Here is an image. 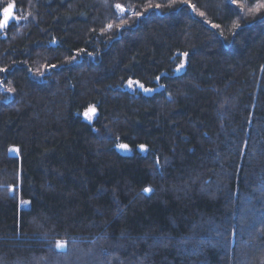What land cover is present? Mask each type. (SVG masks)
<instances>
[{
	"label": "trees",
	"instance_id": "obj_1",
	"mask_svg": "<svg viewBox=\"0 0 264 264\" xmlns=\"http://www.w3.org/2000/svg\"><path fill=\"white\" fill-rule=\"evenodd\" d=\"M9 4L0 264H264V0Z\"/></svg>",
	"mask_w": 264,
	"mask_h": 264
},
{
	"label": "snow or ice",
	"instance_id": "obj_2",
	"mask_svg": "<svg viewBox=\"0 0 264 264\" xmlns=\"http://www.w3.org/2000/svg\"><path fill=\"white\" fill-rule=\"evenodd\" d=\"M116 7H117V8H120V5H116ZM13 8H14V4H9L7 7H5V8L3 9V12H4V14H5V23H6L7 19L10 17V15H11V11H12ZM260 8H264V4L257 5V8H256V9H249V11H250V12H252V11H256V10H259ZM0 26H3V25H0ZM108 27L111 28V25H109ZM237 27H238V25H237ZM185 55H186V54H185ZM130 83H131V82H130ZM141 87H143V86L141 85ZM145 91H149V89H145ZM86 115H87V113H86ZM120 147H121V148H127L126 145H120ZM144 191H145V192H148V191H150V189L145 188ZM56 246H57V248H59V249H63V248H64V244H62V243H60V242H57V245H56Z\"/></svg>",
	"mask_w": 264,
	"mask_h": 264
},
{
	"label": "water",
	"instance_id": "obj_3",
	"mask_svg": "<svg viewBox=\"0 0 264 264\" xmlns=\"http://www.w3.org/2000/svg\"><path fill=\"white\" fill-rule=\"evenodd\" d=\"M13 10H14V8L12 9V11H11V15H10V17L7 19V21H6V23H5V14H4V17H3V20H2V27L3 28H6L10 23H11V21L13 20V18H14V16H13ZM139 89L140 90H143L141 87H139ZM161 88H157V89H154V90H149V91H145V90H143L145 93H148V94H152L153 92H156L157 90H160ZM92 112L93 111H90L89 113L90 114H92ZM142 149V148H141ZM140 149V150H141ZM119 151H121V152H125L126 151V148H121V147H119ZM11 193H13V190H11Z\"/></svg>",
	"mask_w": 264,
	"mask_h": 264
},
{
	"label": "rangeland",
	"instance_id": "obj_4",
	"mask_svg": "<svg viewBox=\"0 0 264 264\" xmlns=\"http://www.w3.org/2000/svg\"><path fill=\"white\" fill-rule=\"evenodd\" d=\"M16 19L17 20H21V16L20 15H16ZM10 153L12 154V155H16L17 154V149L16 148H11L10 149ZM60 243H62V244H64V248H65V243H63V242H60ZM63 248V249H64ZM62 250V249H61Z\"/></svg>",
	"mask_w": 264,
	"mask_h": 264
}]
</instances>
